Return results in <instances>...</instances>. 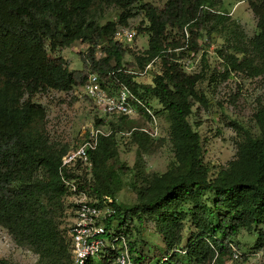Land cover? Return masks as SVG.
I'll use <instances>...</instances> for the list:
<instances>
[{
	"label": "trees",
	"instance_id": "1",
	"mask_svg": "<svg viewBox=\"0 0 264 264\" xmlns=\"http://www.w3.org/2000/svg\"><path fill=\"white\" fill-rule=\"evenodd\" d=\"M249 5L257 19L256 32L246 38L242 31L229 30V41L239 42L231 44L234 50L226 46L221 52L224 70L217 75L221 80L231 70L250 77L261 73L256 62L264 64V0H250ZM136 9L144 15L138 31L148 34V47L128 61V45L113 35ZM111 11L116 12L115 19ZM228 17L219 0H165L162 5L153 0H0V227L19 247L51 264H73L69 226L63 228L59 220L65 197L74 194L59 174L68 145L58 147L49 140L45 109L34 97L45 90H74L90 73L106 86L126 85L148 106L150 93L170 119L174 158L167 170L144 173L122 164L120 168L132 172L136 202L116 205L122 227L137 222L140 231L146 219L154 222L169 250L156 264H180L181 257L197 264H221L242 229L258 236L255 249L264 243V102L252 115L255 128L231 120L236 154L226 167L204 162L200 134L189 120L194 100L203 99L198 84L204 82L205 71L188 72L185 60L202 49L199 40L207 24L210 33ZM174 30L182 37L186 32L185 42ZM77 42L87 48L78 53L81 68L70 69L57 51ZM154 59L159 73L151 84L140 82L138 72ZM201 60L205 61L204 53ZM105 117L94 118L93 127L107 125L111 133L100 135L90 153L93 183L84 168L65 170V177L78 183V190L115 198L119 183L108 161L118 154L117 133L129 128L130 144L140 143L144 153L149 146L142 143L147 136L137 129L134 117ZM185 221L197 232L182 245ZM125 235L133 264H148L142 251L134 254L126 231ZM114 257V251L105 250L86 264H114Z\"/></svg>",
	"mask_w": 264,
	"mask_h": 264
},
{
	"label": "rangeland",
	"instance_id": "2",
	"mask_svg": "<svg viewBox=\"0 0 264 264\" xmlns=\"http://www.w3.org/2000/svg\"><path fill=\"white\" fill-rule=\"evenodd\" d=\"M165 0H153L156 5H162ZM250 0H219V6L223 12L229 15V20L217 26L215 31L209 33L211 24L202 30L203 37L199 40L202 49L191 58L185 60L186 70L190 73L199 72L204 69L205 80L198 84L199 94H203L202 100H194L192 113L189 120L192 127L200 134L202 157L208 165L226 167L229 161L235 158L237 134L235 128L230 124L235 120L249 128H255L253 113L259 103L264 102V64L257 61L261 73L258 76H248L244 72L231 70L229 76L221 80L217 77L224 70L221 52L226 46L238 43L239 40L232 39L231 43L229 30L236 29L242 31L246 38H251L256 32L257 19L253 14ZM109 14V13H108ZM111 19H115L116 12L110 14ZM141 10L136 9V15L128 20L127 25L136 31L134 40L128 44L130 53L125 59L133 61V55H140L148 47V34L139 32L138 26L144 21ZM117 26V27H118ZM182 33L174 30V35L180 42H185ZM209 35H208V34ZM87 48L85 43H75L74 45L59 49L57 55H61L68 68L79 69L82 62L78 53ZM230 50H234L232 47ZM205 54V61L202 62V54ZM238 59L243 55L236 53ZM148 71L138 74L140 82L151 84L156 73H159V64L155 59L150 63ZM147 66V65H146ZM145 66V67H146ZM144 70V69H143ZM82 86L71 91L45 90L38 92L34 101L41 104L45 109L46 130L49 140L58 147L68 145V151L74 149L85 137L88 128L93 127L95 117H105L95 107L93 102L82 92ZM149 107L156 111L159 125V136L155 139L145 137L142 143L149 146L148 152L144 153L140 148V143H129L130 133L128 130L119 132L116 135L118 142L117 157L108 161V165L113 167L115 178L119 183V192L115 196L117 204L132 205L136 202V190L134 179L130 170L120 168L122 164L128 168H136L144 173H163L167 170L169 163L174 158V152L169 140L170 119L166 112L161 110L162 105L150 93L146 98ZM109 119L105 117V121ZM136 127L146 124L145 115L140 114L133 118ZM128 127V126H127ZM107 130V125L104 126ZM142 167V168H141ZM142 173V172H141ZM87 179L92 184L91 172H87ZM70 191V190H69ZM88 191V190H87ZM76 195L69 193L65 197L64 209L60 211L61 226L68 227L71 223L73 207L72 203ZM186 231H183L182 245L187 243V239L193 236L197 229L192 222L185 221ZM123 232H127L130 242L133 244L134 254L142 251L145 262L156 264L157 261L169 253L163 238L155 230L154 222L146 219L139 231V224L121 227ZM258 241L256 234H250L242 229L235 238L233 244L238 252V257L233 256V251L223 257L221 264H264V243L254 248ZM185 256V254H179ZM1 260L9 264H51L49 260H40L39 255L26 248L19 247L8 232L0 227V264ZM180 264H197L194 259L184 258ZM170 264V263H160Z\"/></svg>",
	"mask_w": 264,
	"mask_h": 264
},
{
	"label": "built area",
	"instance_id": "3",
	"mask_svg": "<svg viewBox=\"0 0 264 264\" xmlns=\"http://www.w3.org/2000/svg\"><path fill=\"white\" fill-rule=\"evenodd\" d=\"M135 36L136 31L133 28L118 26L114 31L113 39L128 45ZM98 54L101 55V52ZM150 66L149 63L138 74H145ZM81 88L83 94L93 102L103 116L117 114L137 118L140 114H147L149 118H146V124L137 129L151 139L159 136L156 114L126 85L120 83L118 86L109 87L103 84L96 73H90L87 82ZM110 133L111 130L100 127L87 129L83 142L67 151L61 158L59 174L66 187L76 195L69 225L73 264H86L89 259L105 250L115 252L114 264H133L128 238L116 219V199L111 196L99 197L86 190H78V183L65 177V170L74 172L76 169L84 168L90 171L91 151L96 149L100 135L107 136ZM232 251L233 256L237 258L239 255L234 246Z\"/></svg>",
	"mask_w": 264,
	"mask_h": 264
}]
</instances>
